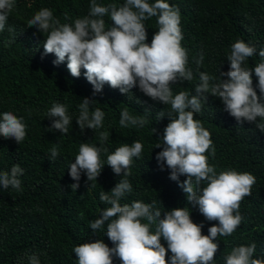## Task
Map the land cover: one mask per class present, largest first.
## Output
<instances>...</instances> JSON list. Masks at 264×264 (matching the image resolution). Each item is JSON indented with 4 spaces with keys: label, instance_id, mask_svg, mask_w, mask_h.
<instances>
[{
    "label": "clouds",
    "instance_id": "1",
    "mask_svg": "<svg viewBox=\"0 0 264 264\" xmlns=\"http://www.w3.org/2000/svg\"><path fill=\"white\" fill-rule=\"evenodd\" d=\"M14 6L15 0H0V32L5 29ZM106 16L110 20L107 26ZM63 18L70 19L68 13H64ZM151 18H156L157 30L149 43L145 22ZM180 24L179 8L167 0H124L119 5L90 0L87 15L70 23H62L47 7L36 11L27 21V27H34L45 37L42 41L44 55L54 54V65L67 60L66 67L74 78L81 76L82 68L85 70L84 76L93 87V96L101 92L105 84L126 96L138 87L153 101L170 106L167 112L157 113V121L167 116L168 123L157 139L155 148L162 150L156 153L155 159L161 170L166 165L170 170L169 178L186 194V206L162 213L156 201L135 200L121 204V200L133 191L128 177L133 158L141 156L144 146L137 140L123 143L109 152L105 146L109 133L99 131V144L80 143L75 162L69 165L70 176L77 183L69 187L72 191L79 188L82 172L87 182H97L105 166L101 153L107 154L106 164L113 173L122 174L110 191L100 192L99 200L108 206L100 210L99 218L89 221L93 232L106 229L105 235L113 247L103 239L81 243L73 248L77 264H113L114 258L120 264H215L219 243L214 241L218 236H231L243 221L240 204L244 197L252 194L256 178L235 169L217 172L206 154L215 156L211 133L194 116L201 112L207 103L206 94H210L221 101L223 111L238 124L247 121L264 131V49L257 50L254 45L237 39L230 45L226 72L219 69L218 74L212 75L200 71L203 53L194 58L196 68L193 70L188 64V50L181 46ZM8 31L14 29L8 28ZM254 55L259 56L260 62L253 68L247 62ZM253 73L258 81L255 87ZM197 77L196 95L188 91L173 93L172 84L190 82ZM96 102L84 97L78 105L76 123L81 132L103 127L105 113L99 107L90 111ZM67 113L65 104L53 102L47 112L52 121L48 129L66 135L72 123ZM147 123L146 115H130L127 108L120 113L122 128H142ZM156 131L153 127L152 132ZM0 137L14 139L20 144L26 137L23 117L10 111L0 113ZM50 154L51 160H55L59 155L58 146H53ZM23 173L24 169L18 164L10 171H0V190L20 191L19 177ZM181 176L186 177L182 182ZM189 204L205 220L218 221L208 228L207 235L202 234L203 223L197 224L191 219ZM162 238L167 248L161 243ZM256 247L254 241L232 247L223 255L224 264H264V255L254 256ZM169 251L171 256L166 259ZM27 259L29 264H40L37 253Z\"/></svg>",
    "mask_w": 264,
    "mask_h": 264
},
{
    "label": "trees",
    "instance_id": "2",
    "mask_svg": "<svg viewBox=\"0 0 264 264\" xmlns=\"http://www.w3.org/2000/svg\"><path fill=\"white\" fill-rule=\"evenodd\" d=\"M98 3L122 4L124 0H97ZM154 2V0H153ZM179 8L183 39L181 46L188 50V64L195 70L194 58L203 53L200 71L218 74L227 71L226 57L230 45L241 39L257 50L264 49V0H167ZM90 0H15L5 29L0 32V113L10 111L23 117L26 137L20 143L14 139L0 137V171H10L13 165H20L24 173L19 177L21 190L12 188L0 190V264H29L27 257L39 255L40 264H77L73 248L84 242L103 239L109 247L111 241L105 235L106 229L95 232L89 221L99 218L100 210L107 207L99 200L102 191H110L122 178L113 173L106 164L107 154L101 153L104 167L97 182H87L82 172L79 188L69 187L77 181L70 176V163L75 162L81 142L99 144V131H107L109 139L105 146L109 152L123 143L140 141L143 151L139 158H133L131 175L128 177L133 191L121 200V204L141 200L156 201L163 213L166 210L186 206V194L172 181L170 170H163L155 159L161 148H155L158 138L168 123L165 116L157 121L160 110L170 108L161 102L145 96L138 87L127 96L119 89L105 84L101 92L93 96V87L84 76L74 78L65 62L54 65V54L44 55L42 41L45 37L34 27H27V21L36 11L47 7L61 22H71L87 15ZM30 5V6H29ZM64 13L69 20L65 21ZM106 26L110 24L105 17ZM148 42L156 28V18L145 22ZM8 28L14 29L9 32ZM260 62L258 55L249 58L248 66ZM253 73V85L257 84ZM198 77L192 81L172 84L173 93L188 91L196 95ZM259 95V90L257 89ZM207 95V103L194 118L203 122L211 133L215 156L209 155V164L217 172L235 169L255 176L251 195L240 204L242 223L227 237L218 236L219 251L215 264H224L223 255L237 245L254 241L257 245L255 257L264 255V131L247 121L238 124L235 118L223 111L221 101ZM88 97L97 102L90 111L99 107L104 113L103 127L98 130L85 129L76 123L78 105ZM53 102L65 104L72 123L66 135L59 130L50 131L52 121L47 117ZM127 108L130 115H146L148 123L140 128L119 124L121 111ZM149 109V111H145ZM156 128L155 133L152 128ZM58 146L59 155L51 160L50 149ZM99 146V145H97ZM186 177L181 176L182 182ZM92 183L94 187L90 186ZM191 210L194 223H203L202 234L218 221H207L195 208ZM146 222V221H143ZM161 243L167 248L166 242ZM171 256L167 253L166 259ZM113 264H120L117 258Z\"/></svg>",
    "mask_w": 264,
    "mask_h": 264
}]
</instances>
